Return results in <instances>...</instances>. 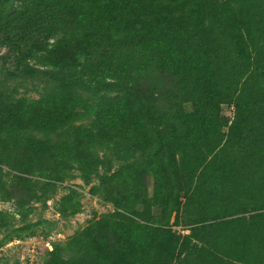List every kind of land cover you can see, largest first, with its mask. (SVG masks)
Here are the masks:
<instances>
[{"label":"trees","instance_id":"16d2710c","mask_svg":"<svg viewBox=\"0 0 264 264\" xmlns=\"http://www.w3.org/2000/svg\"><path fill=\"white\" fill-rule=\"evenodd\" d=\"M1 35L2 241L77 171L114 210L43 264H264V0H0Z\"/></svg>","mask_w":264,"mask_h":264},{"label":"rangeland","instance_id":"374dc122","mask_svg":"<svg viewBox=\"0 0 264 264\" xmlns=\"http://www.w3.org/2000/svg\"><path fill=\"white\" fill-rule=\"evenodd\" d=\"M25 49V45H14L4 35L0 36V75L6 77L8 73L17 69L21 53ZM27 60L30 65L42 67V64L32 57ZM18 86V93L21 95L25 94L33 98L39 96L40 88L36 82H25ZM223 112L229 117L232 116L231 107L224 106ZM74 173L77 175L75 178L58 183L53 197L46 200L36 199L31 202L34 210L28 221L36 224L33 227L32 236L4 242L1 240L3 234L0 233V264H43L44 253L52 248L53 242L66 240L77 230L82 229L91 219L114 210L111 203L104 202L100 196L90 192L91 186L97 184L95 177L92 178L91 183H86L78 177L77 171ZM69 188H75L79 192L80 208L76 213L63 217L57 210V201L62 195L68 193ZM37 193L40 195L38 190ZM0 209L13 212L14 205L11 202H0ZM158 212V209L154 210V213L158 214ZM13 222L15 227L24 224L16 214Z\"/></svg>","mask_w":264,"mask_h":264},{"label":"built area","instance_id":"2783aa9c","mask_svg":"<svg viewBox=\"0 0 264 264\" xmlns=\"http://www.w3.org/2000/svg\"><path fill=\"white\" fill-rule=\"evenodd\" d=\"M51 248V247H50Z\"/></svg>","mask_w":264,"mask_h":264}]
</instances>
